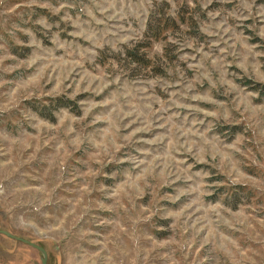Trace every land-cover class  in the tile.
Masks as SVG:
<instances>
[{
	"label": "rangeland",
	"instance_id": "rangeland-1",
	"mask_svg": "<svg viewBox=\"0 0 264 264\" xmlns=\"http://www.w3.org/2000/svg\"><path fill=\"white\" fill-rule=\"evenodd\" d=\"M23 239L264 264V0H0V264H43Z\"/></svg>",
	"mask_w": 264,
	"mask_h": 264
},
{
	"label": "trees",
	"instance_id": "trees-1",
	"mask_svg": "<svg viewBox=\"0 0 264 264\" xmlns=\"http://www.w3.org/2000/svg\"><path fill=\"white\" fill-rule=\"evenodd\" d=\"M168 21H169V19L164 18V17H162V18L161 17L160 18L159 17H157V18L153 17V19L149 18V22L147 23L148 24L147 37L158 38L162 34V32L164 31V28L168 26V24H169ZM151 22L153 24H150ZM171 23H173V22H171ZM134 50L135 49L126 50L127 51L126 56L132 58L133 61L140 62L141 57H139V53H137V51H134ZM65 104H67V103L66 102L62 103L63 106ZM48 117L50 119L52 118L50 115H48Z\"/></svg>",
	"mask_w": 264,
	"mask_h": 264
},
{
	"label": "water",
	"instance_id": "water-1",
	"mask_svg": "<svg viewBox=\"0 0 264 264\" xmlns=\"http://www.w3.org/2000/svg\"><path fill=\"white\" fill-rule=\"evenodd\" d=\"M1 232H3V231H1ZM7 234V235H9V236H12L13 237V235H11V234H9V233H7V232H3V234ZM23 241H25V242H27L30 246L32 245L33 247H35V248H37V249H39V250H41L42 251V255H43V258H42V260L41 261H43V264H47V261H46V259H47V255H46V249L45 248H42L40 245H37V244H34V243H29L28 241H26V240H24L23 239Z\"/></svg>",
	"mask_w": 264,
	"mask_h": 264
}]
</instances>
